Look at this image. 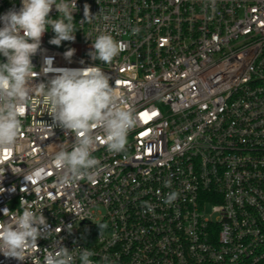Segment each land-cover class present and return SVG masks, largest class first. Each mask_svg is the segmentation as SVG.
I'll return each mask as SVG.
<instances>
[{
    "label": "built area",
    "instance_id": "2783aa9c",
    "mask_svg": "<svg viewBox=\"0 0 264 264\" xmlns=\"http://www.w3.org/2000/svg\"><path fill=\"white\" fill-rule=\"evenodd\" d=\"M21 6L0 0V15ZM73 16L74 41L43 35L33 85L98 65L138 124L118 154L94 129L96 175L63 184L54 156L75 136L33 94L15 145L0 150V220L29 207L73 230L0 264H44L59 240L74 264L85 248L93 264H264V0H76ZM101 33L125 45L109 64L89 55Z\"/></svg>",
    "mask_w": 264,
    "mask_h": 264
},
{
    "label": "clouds",
    "instance_id": "9594fccd",
    "mask_svg": "<svg viewBox=\"0 0 264 264\" xmlns=\"http://www.w3.org/2000/svg\"><path fill=\"white\" fill-rule=\"evenodd\" d=\"M53 8L59 13L56 19L50 18ZM75 11L76 0H22L18 11L9 10L0 15L3 24L0 56L6 58V62H0V150L15 145L26 109L32 105L36 93L52 118L53 126L75 136L70 151L62 148L54 156L63 184L85 178L92 180L96 175L100 162L92 155L97 145L94 129L102 132L107 150L118 154L126 151L128 134L138 124L134 110L117 96L110 77L98 65L60 69L46 82L33 85L32 57L40 51L43 35L51 28L55 35L50 44L60 46L62 41H74ZM95 16L85 4L84 21L91 22ZM124 47L111 34L101 33L92 43L93 51L89 55L94 61L109 64ZM74 51L70 49L65 56L71 57ZM47 63H51L50 58ZM165 187H171V181H165ZM178 195L175 191L168 193L164 203L170 205ZM144 207L153 211L148 202ZM8 212L5 208L4 216ZM64 228L71 233L73 225L63 224L53 229L42 210L24 207L10 222L0 220V254L25 262L28 253L39 249L38 239H49L53 231L60 233ZM53 247L54 250L46 252L44 264H74L72 251L63 246L61 240ZM93 255L89 249H83L79 254L81 264H93L90 259Z\"/></svg>",
    "mask_w": 264,
    "mask_h": 264
}]
</instances>
